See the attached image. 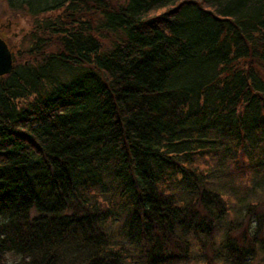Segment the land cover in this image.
Returning a JSON list of instances; mask_svg holds the SVG:
<instances>
[{"label":"trees","instance_id":"trees-1","mask_svg":"<svg viewBox=\"0 0 264 264\" xmlns=\"http://www.w3.org/2000/svg\"><path fill=\"white\" fill-rule=\"evenodd\" d=\"M7 1L0 264H264V0Z\"/></svg>","mask_w":264,"mask_h":264},{"label":"rangeland","instance_id":"rangeland-1","mask_svg":"<svg viewBox=\"0 0 264 264\" xmlns=\"http://www.w3.org/2000/svg\"><path fill=\"white\" fill-rule=\"evenodd\" d=\"M52 2L50 0L49 4ZM53 14L55 13L48 15ZM34 19L29 14L10 8L7 0H0V30L12 47L14 55L19 49L28 47V32L32 29Z\"/></svg>","mask_w":264,"mask_h":264},{"label":"water","instance_id":"water-1","mask_svg":"<svg viewBox=\"0 0 264 264\" xmlns=\"http://www.w3.org/2000/svg\"><path fill=\"white\" fill-rule=\"evenodd\" d=\"M14 68V59L11 48L0 36V76L10 73Z\"/></svg>","mask_w":264,"mask_h":264}]
</instances>
